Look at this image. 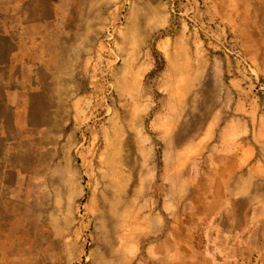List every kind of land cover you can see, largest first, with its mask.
<instances>
[{"label": "rangeland", "instance_id": "1", "mask_svg": "<svg viewBox=\"0 0 264 264\" xmlns=\"http://www.w3.org/2000/svg\"><path fill=\"white\" fill-rule=\"evenodd\" d=\"M99 16L62 189L32 198L30 254L10 264H264V220L228 231L253 206L238 195L264 201L232 126L264 113V0H114Z\"/></svg>", "mask_w": 264, "mask_h": 264}, {"label": "crops", "instance_id": "2", "mask_svg": "<svg viewBox=\"0 0 264 264\" xmlns=\"http://www.w3.org/2000/svg\"><path fill=\"white\" fill-rule=\"evenodd\" d=\"M113 1L0 0V264L15 261L16 246L23 251L18 259H25V248L30 254L32 198L56 196L53 182L62 189L69 148L64 115L79 95L76 73L88 68L94 51L95 21ZM232 126L242 132L238 139L248 138L239 165H250L241 179L264 182V165L254 161L264 113L250 110ZM238 199L253 206L236 211L240 224L228 226L233 240L264 220V201L254 205V191Z\"/></svg>", "mask_w": 264, "mask_h": 264}]
</instances>
